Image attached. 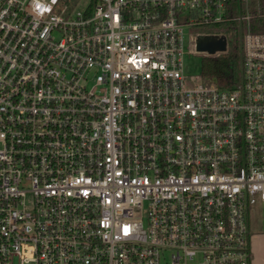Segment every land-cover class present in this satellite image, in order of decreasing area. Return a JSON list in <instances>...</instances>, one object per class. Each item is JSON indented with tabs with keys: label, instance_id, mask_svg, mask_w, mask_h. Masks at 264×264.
<instances>
[{
	"label": "built area",
	"instance_id": "built-area-1",
	"mask_svg": "<svg viewBox=\"0 0 264 264\" xmlns=\"http://www.w3.org/2000/svg\"><path fill=\"white\" fill-rule=\"evenodd\" d=\"M241 1L0 0V264H253L264 0ZM229 20L240 81L188 86L185 28Z\"/></svg>",
	"mask_w": 264,
	"mask_h": 264
},
{
	"label": "trees",
	"instance_id": "trees-1",
	"mask_svg": "<svg viewBox=\"0 0 264 264\" xmlns=\"http://www.w3.org/2000/svg\"><path fill=\"white\" fill-rule=\"evenodd\" d=\"M230 5L229 17L244 14L241 0H230ZM263 22L264 18L256 15L252 18V29L256 32L262 30L260 26ZM225 25L229 48L226 53L204 57L201 76L207 83L217 82L228 86L239 82L242 76L244 21L229 20L225 22Z\"/></svg>",
	"mask_w": 264,
	"mask_h": 264
},
{
	"label": "rangeland",
	"instance_id": "rangeland-1",
	"mask_svg": "<svg viewBox=\"0 0 264 264\" xmlns=\"http://www.w3.org/2000/svg\"><path fill=\"white\" fill-rule=\"evenodd\" d=\"M226 25H198L187 26L185 28V49H186V67L185 74L189 77L186 80L188 86H195L201 83V70L202 60L207 56H216L207 52H197L199 38L198 34H224L226 33ZM264 242V219L255 220L252 222L251 232V250H252V263L257 256V246L262 245ZM254 264V263H253Z\"/></svg>",
	"mask_w": 264,
	"mask_h": 264
},
{
	"label": "water",
	"instance_id": "water-1",
	"mask_svg": "<svg viewBox=\"0 0 264 264\" xmlns=\"http://www.w3.org/2000/svg\"><path fill=\"white\" fill-rule=\"evenodd\" d=\"M199 52H209L215 54L217 51H225L227 49V41L225 38H201L197 45Z\"/></svg>",
	"mask_w": 264,
	"mask_h": 264
},
{
	"label": "crops",
	"instance_id": "crops-1",
	"mask_svg": "<svg viewBox=\"0 0 264 264\" xmlns=\"http://www.w3.org/2000/svg\"><path fill=\"white\" fill-rule=\"evenodd\" d=\"M257 256L253 261L254 264H264V242L262 245L257 246Z\"/></svg>",
	"mask_w": 264,
	"mask_h": 264
}]
</instances>
